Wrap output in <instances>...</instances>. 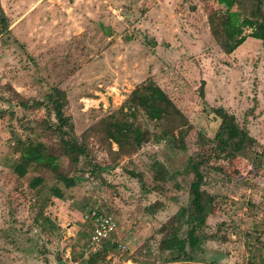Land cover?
<instances>
[{"label": "rangeland", "instance_id": "obj_1", "mask_svg": "<svg viewBox=\"0 0 264 264\" xmlns=\"http://www.w3.org/2000/svg\"><path fill=\"white\" fill-rule=\"evenodd\" d=\"M0 5L10 23V32L0 36V264H264V45L246 38L226 55L207 23L208 15L236 11L235 6L222 0ZM249 6L243 0V14ZM148 80L166 95L150 105L154 121L125 104ZM52 86L66 94L64 113L74 134L85 133L87 159L76 165L38 126L47 120L44 110H21L13 94L41 100ZM216 107L254 139L247 157H228L211 142L218 120L210 110ZM104 118L137 125L147 141L134 148L130 138L121 143L130 153H117L96 129L88 131ZM160 130L165 139L158 138ZM13 134L48 145L59 170L73 178L67 188L48 173L29 170L28 178H44L42 194L55 185L63 196L51 198L41 211L52 224H44V231L34 222L38 197L10 172L17 157ZM189 162L201 164V189L215 198L201 230L210 239L192 262L165 263L158 250L165 235L161 226L186 206ZM153 163L165 169L163 180L153 178ZM93 206L115 220L113 241L123 250L103 254L87 246L88 224L81 216Z\"/></svg>", "mask_w": 264, "mask_h": 264}, {"label": "trees", "instance_id": "obj_2", "mask_svg": "<svg viewBox=\"0 0 264 264\" xmlns=\"http://www.w3.org/2000/svg\"><path fill=\"white\" fill-rule=\"evenodd\" d=\"M226 6H235L236 11L215 12L207 16V23L212 37L218 44L219 49L226 55L232 53L240 46L246 38L255 39L264 45V0H250L248 12L243 14V0H222ZM247 14V15H246ZM10 23L0 5V36L8 34ZM248 31L244 34V31ZM202 84L200 85V87ZM41 100H29L22 98L13 92L17 97V107L28 111L43 109L47 120L38 122V126L50 136L55 138L56 144L61 151L68 156V161L76 165L80 158L87 159V149L83 137L76 136L70 118L65 115L64 109L67 105L66 94L57 86L47 88ZM202 96V88L199 90ZM166 99L165 93L148 80L136 86L127 96L125 104L131 111H141L146 115L148 121H154V114L150 110V105L162 102ZM211 113L218 120L217 128L213 134L211 142L228 157H247L251 147L255 143L248 132L238 126L235 117L227 113L223 108H211ZM13 116L12 113L9 114ZM96 129L97 132L107 142L115 144L116 152L122 155L130 153L129 148L123 146L124 142L130 138L135 142L134 148L139 142H145L148 136L137 125H116L109 119H102L89 130ZM14 145L17 148L16 160L10 165V172L16 179H25L26 187L33 191L39 199V210L34 218L35 225L39 230L44 231V224H49L47 218H42L41 211L50 204V199L63 198L60 189L49 186L46 194L41 193L44 178L42 176H28L29 170L48 173L55 183H60L64 187L73 186V178L65 170H59L57 158L51 157L49 146L30 137L21 138L13 134ZM166 133L159 132L158 138L165 139ZM123 142V144H121ZM137 147V146H136ZM257 157H261L260 154ZM263 162H264V156ZM258 165L261 164L258 162ZM153 178L160 180L165 178V169L159 163H153ZM189 172L192 174L187 190V202L185 207L178 210L161 226L165 233L159 240L158 250L165 253V263L192 262L197 251H201V244L204 240L210 239L202 234L201 230L206 224V219L214 212V196L201 189L203 183V173L200 163H188ZM93 172V170H92ZM182 227L185 231L182 237L179 232ZM54 228V226H53ZM56 228V227H55ZM89 233V230H88ZM111 238L98 250L103 254L116 250V243ZM94 254L87 259L92 261Z\"/></svg>", "mask_w": 264, "mask_h": 264}, {"label": "built area", "instance_id": "obj_3", "mask_svg": "<svg viewBox=\"0 0 264 264\" xmlns=\"http://www.w3.org/2000/svg\"><path fill=\"white\" fill-rule=\"evenodd\" d=\"M81 222L88 224L87 246L90 249L102 246L114 238L117 232L115 220L98 206L87 209L81 216ZM116 247L124 249L120 245H116Z\"/></svg>", "mask_w": 264, "mask_h": 264}]
</instances>
